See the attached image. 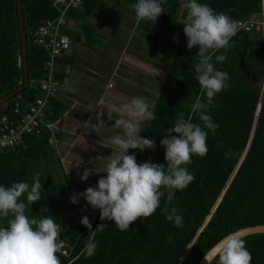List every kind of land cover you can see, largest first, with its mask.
Returning a JSON list of instances; mask_svg holds the SVG:
<instances>
[{"label":"trees","instance_id":"16d2710c","mask_svg":"<svg viewBox=\"0 0 264 264\" xmlns=\"http://www.w3.org/2000/svg\"><path fill=\"white\" fill-rule=\"evenodd\" d=\"M99 1L83 0L78 7L65 12L66 23L60 32L68 35L72 43L88 44L92 31L86 19ZM261 1L197 0L241 22L258 19L255 16L261 12ZM161 3L165 13L159 15L155 25L143 28L148 41L147 55L153 58L154 66L165 69L167 76L152 107L157 118L149 121L140 133L153 139L156 147L135 149L138 164L151 159L166 165L165 150L160 144L166 129L173 127L178 113L184 112L187 118L197 98L205 100L195 72L198 48L186 47L183 25L176 22L186 15V9L183 7L178 12L179 0H161ZM81 6L84 10L79 13ZM61 8L54 0H21L28 81L45 77L46 52L35 43L33 32L46 21L55 20ZM17 17V0H0V98L23 83V66L17 63L21 57ZM69 20L74 24L67 25ZM81 35L86 37L84 41ZM263 36L260 29L239 28L230 41L232 47L227 51L226 61L216 62L213 57L214 67L228 73L230 87L218 93L209 107L208 114L219 127L214 133L204 129L208 132L207 154L193 155L192 162L186 165L195 180L185 189L176 190L171 201L169 190L162 189L165 196L160 207L151 216L138 218L127 231H120L114 222L101 221L98 213L90 222L93 230L101 223L106 226L96 232L94 256L86 258L82 254L89 230L80 223L78 207L70 202L66 183L55 185L50 179L51 171L34 170V175L41 174L42 198L32 205H27L25 194L19 200H25L26 215L30 218L50 216L56 223L62 222L59 239L63 246L57 254L61 264H197L204 252L225 235L246 226L264 224V98L256 83L264 75ZM223 52L221 49L216 55ZM55 77L63 82L65 76L57 73ZM17 97L0 104V117L12 114L15 103L21 102V97ZM29 97L35 96L31 93ZM25 99L30 100L28 96ZM64 109L62 105L46 110V115L53 120ZM193 122L203 127L198 114L193 115ZM48 135L47 128H43L38 134L23 137L26 148L19 144L0 150V185L9 187L14 182H28L30 170L23 169L26 162L50 157L46 148L41 147ZM165 207L177 209L183 227L165 219L162 212ZM0 226L6 227L7 220L0 218ZM243 238L251 252L252 264H264V233Z\"/></svg>","mask_w":264,"mask_h":264},{"label":"clouds","instance_id":"9594fccd","mask_svg":"<svg viewBox=\"0 0 264 264\" xmlns=\"http://www.w3.org/2000/svg\"><path fill=\"white\" fill-rule=\"evenodd\" d=\"M183 7L186 15L176 22L183 25L186 47L189 50L198 48L195 72L205 100L202 102L197 98L187 118L184 112L178 113L173 127L166 129V135L160 140L166 165L151 159L138 164L136 154L129 153L130 149L143 151L156 147L153 139L140 135L146 129L145 125L157 118L146 98L135 96L120 106L112 105L111 111L118 116L113 119L112 126L122 130V134L109 138V144L114 147L104 170L99 171L105 172L106 176L97 180L95 188L87 187L69 197L72 204H77L83 197L94 210H99L101 221L114 222L120 231H127L138 218L154 214L165 196L162 189L169 190L168 200L171 201L176 190L185 189L195 180L186 165L192 162L193 155L203 157L207 154L208 132L204 129L214 133L219 127L208 110L216 95L230 85L228 73L214 67L213 57L216 62L226 61L227 51L232 47L230 41L239 27L227 14L216 12L206 3L187 0ZM133 8L138 24L145 21L146 25H155L159 15L165 13L161 0H137ZM85 39L81 35V41ZM176 40L174 36L173 41ZM221 49L224 52L216 55ZM64 86L68 91H75L67 79ZM102 114L103 111L96 113L94 130L106 126ZM197 114L203 127L193 122V115ZM93 172L99 173L85 167L78 175L81 181H86ZM40 176L37 172L31 185L26 181L14 182L9 187L0 185V218L7 220L6 227L0 226V264H61L57 254L63 246L59 239L63 232L62 222L56 223L50 216L30 218L26 215V203L19 200L24 194L27 205L41 200L43 182ZM162 212L166 220L176 227H183V219L175 207L170 210L165 207ZM80 223L89 230L82 254L90 258L97 250L96 232L106 223L98 224L93 230L86 215L81 217ZM204 260L207 264H213L214 260L216 264H252V255L242 235L231 232L204 252Z\"/></svg>","mask_w":264,"mask_h":264},{"label":"crops","instance_id":"0c3cea01","mask_svg":"<svg viewBox=\"0 0 264 264\" xmlns=\"http://www.w3.org/2000/svg\"><path fill=\"white\" fill-rule=\"evenodd\" d=\"M136 2L137 0H100L86 19L92 31L91 39L89 42L87 41L88 44L71 42L70 49L56 59L54 77L57 73L64 74L65 77L63 82L55 77L60 84V89L50 98L46 110L59 108L62 105L65 106V109L53 120H49L46 115L47 121L52 125L47 129L49 135L46 143L41 147L43 150L46 148L45 151L50 153L49 159H29L26 162L27 166H24L23 169L30 170L28 174H32L31 170H35L36 165L39 164L40 170L51 171L50 179L55 181V185L66 183L70 196L83 192L87 187L95 188L97 180L101 176H106L105 172L99 171L104 170L108 156L114 147L109 144V138L122 134V130L112 126L113 119L118 118L117 114L111 111L112 105L120 106L135 96H142L146 98L150 107H153L167 76L165 69L154 66L153 58L147 55L146 31H141L138 39H133L134 43L131 44L121 38L120 31L117 32L112 28L106 29L105 26L109 25V22L100 19L96 12L104 5L111 7V9L105 10L109 12L115 10L119 13L123 9L127 16H131L130 30L135 32L139 25L143 24L144 28L147 27L145 21L137 23L133 8ZM186 2L187 0H179V13ZM121 7L127 9L131 7L132 13ZM83 10L84 8L81 6L78 12ZM263 16L264 0L261 1V12L255 16L258 19L251 20L260 21ZM73 24L70 20L67 22L69 26ZM100 35L102 38L99 42L103 43L105 51L97 49L101 46L97 41ZM94 42L98 44L96 45ZM17 63H22L23 66L22 53ZM65 79L72 83L75 91L67 90L64 86ZM40 81L41 79L28 81L27 75L26 84L23 74V83L20 87L5 95L14 92L8 99L14 96H18V99L28 96L31 100L29 97L31 93L35 97L41 96ZM156 85L159 88L155 93L154 86ZM260 88L261 95L264 92V85L261 84ZM32 89L33 92H31ZM99 111H103L101 119L105 121L106 126L94 130L96 113ZM24 143L22 146L26 148V143ZM38 149L39 145L37 144L36 150ZM133 152L136 154L135 149L129 150L130 154ZM85 167L94 168L99 173L93 172L86 181H81L78 172L82 173ZM76 206L80 218L86 215L90 222L99 213V210H94L83 197L79 198Z\"/></svg>","mask_w":264,"mask_h":264},{"label":"built area","instance_id":"2783aa9c","mask_svg":"<svg viewBox=\"0 0 264 264\" xmlns=\"http://www.w3.org/2000/svg\"><path fill=\"white\" fill-rule=\"evenodd\" d=\"M62 5L58 17L53 21L39 25L33 32L34 41L45 49V77L41 80L39 88L41 96L31 100L21 97L12 108V114L0 117V150L14 148L23 144V137L28 134L40 133L41 129L49 128L52 123L46 119V108L51 97L60 89L55 79L56 59L70 49L71 40L68 35L60 32L66 23L65 12L70 7H78L83 0H54ZM239 28L246 30H262L264 34V16L260 21H235Z\"/></svg>","mask_w":264,"mask_h":264},{"label":"rangeland","instance_id":"374dc122","mask_svg":"<svg viewBox=\"0 0 264 264\" xmlns=\"http://www.w3.org/2000/svg\"><path fill=\"white\" fill-rule=\"evenodd\" d=\"M121 8H124L126 11L132 13L131 11V7H129L128 9L125 8V7H121ZM107 9H111V7H107L106 5H104L103 7H101L100 9H97V15L100 19H102L103 21L105 22H109L106 27V29H109V28H112V29H115L117 32L120 31V35H121V38L124 39V40H127L128 42H130L131 44L134 43L133 39H138V35H140V32L141 31H144V28H143V24L142 25H139L135 32H132L130 30L131 28V16H127L126 13L122 10H120V14L117 13L115 10H113L112 12H109V11H105ZM115 18V19H114ZM91 22V21H90ZM88 23V21H87ZM116 32V33H117ZM102 38V35H100L98 38H97V41L99 42V40ZM141 39V37H140ZM101 44V46L97 47V49H103V51H105V49L103 48V43L99 42ZM94 44H98L97 42H94ZM152 80V78H151ZM156 81H159L158 79H156ZM256 83L261 86L264 85V76H263V80L262 81H259V80H256ZM154 88L156 89L155 93L158 91V88L159 86L156 85L154 86ZM264 93V92H263ZM261 94L260 96L264 98V94ZM37 164V163H36ZM39 165V164H38ZM36 165V169L35 170H40L41 167L40 165L38 166ZM31 173H29V179H28V183L29 185H31L33 183V177L35 176L34 175V170H31ZM22 197V196H21ZM24 198H26V194L24 195ZM25 201V200H24ZM94 219V218H93Z\"/></svg>","mask_w":264,"mask_h":264},{"label":"water","instance_id":"95a60500","mask_svg":"<svg viewBox=\"0 0 264 264\" xmlns=\"http://www.w3.org/2000/svg\"><path fill=\"white\" fill-rule=\"evenodd\" d=\"M17 16H18L17 17V20H18L17 21V25H18V29H19V40H20L22 60H23L24 82L27 84V70H28L27 68L28 67H27V56H26V34H25V31H24V28H23V24H22L21 0H17ZM12 94H14V92L9 93V94L1 97L0 98V103H2L5 100H7ZM260 103H259V105H260ZM233 232H239L242 235V237L247 236V235H251V234H256V233H264V224H258V225H254V226H246V227H243V228H239V229H237V230H235ZM197 264H207V262L204 260V255L198 261Z\"/></svg>","mask_w":264,"mask_h":264},{"label":"flooded vegetation","instance_id":"af4514ba","mask_svg":"<svg viewBox=\"0 0 264 264\" xmlns=\"http://www.w3.org/2000/svg\"><path fill=\"white\" fill-rule=\"evenodd\" d=\"M262 99H263V97H262Z\"/></svg>","mask_w":264,"mask_h":264}]
</instances>
